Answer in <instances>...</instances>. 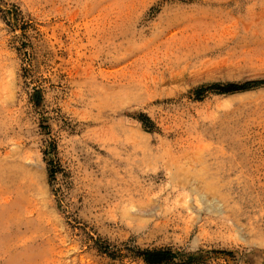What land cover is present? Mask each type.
Here are the masks:
<instances>
[{
  "label": "rangeland",
  "instance_id": "obj_1",
  "mask_svg": "<svg viewBox=\"0 0 264 264\" xmlns=\"http://www.w3.org/2000/svg\"><path fill=\"white\" fill-rule=\"evenodd\" d=\"M0 264H264V0H0Z\"/></svg>",
  "mask_w": 264,
  "mask_h": 264
}]
</instances>
